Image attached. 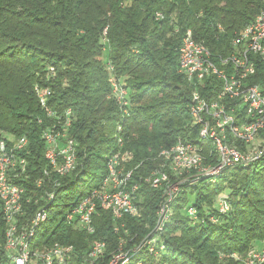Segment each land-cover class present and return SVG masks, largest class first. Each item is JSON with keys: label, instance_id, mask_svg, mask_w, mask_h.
I'll use <instances>...</instances> for the list:
<instances>
[{"label": "trees", "instance_id": "1", "mask_svg": "<svg viewBox=\"0 0 264 264\" xmlns=\"http://www.w3.org/2000/svg\"><path fill=\"white\" fill-rule=\"evenodd\" d=\"M262 8L264 0H0V133L28 139L27 152L21 155L29 180L17 181L27 188L26 194L40 191L34 182L46 167L41 133L52 121L39 106L35 86L50 90L47 104L57 115L71 110L68 134L78 143V167L60 180L55 200L47 207V221L54 219L53 209L60 208L55 213L61 218L37 230L40 241L73 245L79 254L92 239L105 238L113 248L122 232L112 231L107 211L99 209L93 218L95 231L90 237L67 226L64 212L105 176L106 156L116 152L117 135L122 149L132 155L125 164L133 172L131 184L159 167L161 149L195 137L197 128L191 126L188 113L191 88L177 72L183 32L191 30L213 56H227L231 40ZM255 69L250 81L263 83L264 64L257 62ZM110 75L127 89V118L122 119L107 98ZM203 147L206 155L208 145ZM225 189L231 212L220 223L185 216L187 194L204 217V208L216 211L215 198ZM136 197L142 217L127 218V227L141 235L147 232L145 225H153L160 192L144 184ZM32 207L28 205V216ZM162 239L165 249L157 259L141 253L135 260L244 264L252 242L264 240V156L224 171L214 182L202 180L185 187L172 203ZM7 263L0 216V264Z\"/></svg>", "mask_w": 264, "mask_h": 264}, {"label": "built area", "instance_id": "2", "mask_svg": "<svg viewBox=\"0 0 264 264\" xmlns=\"http://www.w3.org/2000/svg\"><path fill=\"white\" fill-rule=\"evenodd\" d=\"M156 18L162 15L157 13ZM231 48L227 56H213L202 41L193 38L191 30H185L177 50V72L191 88L188 113L191 126L197 128L195 137L178 139L171 147L161 149L159 167L131 184L133 172L125 164L132 155L122 149L123 140L117 135L116 152L106 156L105 176L64 212L67 226L90 237L95 231L93 218L99 209L107 211L112 231L117 235L120 229L122 232L111 249L105 238L92 239L87 250L79 254L73 245L57 241L45 244L37 237V230L48 219L47 207L55 200L60 180L78 167V143L68 134L71 110L57 115L47 104L50 90L35 86L39 106L52 120L41 133L46 167L34 182L39 193L27 195V188L17 182L29 180L27 161L21 155L27 152L28 139L0 133V216L7 264H143L142 259L135 260L141 253L157 259L165 249L162 232L172 214V203L185 187L202 180L214 182L230 168L260 160L264 156V82L254 84L250 79L255 76L257 62L264 64V8L235 35ZM112 69L108 64L107 70ZM108 83L107 98L116 104L121 118H127V89L112 75ZM116 129L119 133L121 125ZM203 145H208L206 155ZM144 184L160 192V202L153 225H145L147 232L138 235L130 232L127 218L141 219L136 193ZM215 210L204 208L207 215L203 217L193 203L183 208L192 221L217 224L231 212L227 196L219 198ZM243 263L263 264L264 246L253 247Z\"/></svg>", "mask_w": 264, "mask_h": 264}, {"label": "rangeland", "instance_id": "3", "mask_svg": "<svg viewBox=\"0 0 264 264\" xmlns=\"http://www.w3.org/2000/svg\"><path fill=\"white\" fill-rule=\"evenodd\" d=\"M106 54V53H105ZM66 194H68V192H65ZM228 193L229 191L227 189H225L221 194H219L216 198H215V202H214V208L217 207L218 205V201H219V198L220 197H224V196H228ZM193 202V196L190 195V194H187V202L185 204V207L189 206L191 203ZM62 205V204H60ZM60 209V208H59ZM59 209H53V215H54V219L52 220V222H50V220L46 221L44 224H43V227H51L53 225H55L57 223V221L61 218V214H56L55 212L56 211H59ZM52 217V214H49V218ZM41 230H43V228H41ZM37 237L40 238L41 237V234H37ZM253 244V247L255 249H259L261 247L264 246V240H261V241H254L252 242Z\"/></svg>", "mask_w": 264, "mask_h": 264}, {"label": "crops", "instance_id": "4", "mask_svg": "<svg viewBox=\"0 0 264 264\" xmlns=\"http://www.w3.org/2000/svg\"><path fill=\"white\" fill-rule=\"evenodd\" d=\"M252 246H253V244H252Z\"/></svg>", "mask_w": 264, "mask_h": 264}]
</instances>
